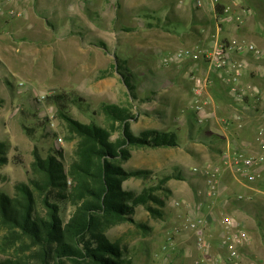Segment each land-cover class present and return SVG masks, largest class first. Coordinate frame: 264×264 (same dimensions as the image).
<instances>
[{
    "label": "rangeland",
    "instance_id": "obj_1",
    "mask_svg": "<svg viewBox=\"0 0 264 264\" xmlns=\"http://www.w3.org/2000/svg\"><path fill=\"white\" fill-rule=\"evenodd\" d=\"M8 1L3 0L4 4ZM161 3L170 6L167 16L175 21L169 25L163 23L169 21L166 16L161 18ZM186 3L184 0H24L14 5L10 18L0 21V142L7 148V161L0 166L1 191L13 195L17 182L28 181L34 151L45 156L62 148L67 160L74 157L76 140H66L65 125L56 116L47 96L62 91L80 96L81 105H71L69 111L85 123L102 122L99 107L103 102H129L119 73L100 77L101 72H110L115 64L128 68L138 96L146 98L136 101L133 108L139 116L132 123L133 130L172 129L177 133V147L134 149L130 159L123 162L131 172L146 169L151 175H176L167 182L169 191L165 196L164 191L155 192L163 195L165 201L160 214L139 206L133 215L134 222L124 220L107 231L112 239L128 244L134 254L133 264H171L166 254L172 253L175 244H168L167 236L172 241L182 235L196 241L187 219L192 208L189 203L201 210L220 207L216 197L204 193V177L192 171L193 166L202 171L205 163L216 162L223 148L222 136L207 137L203 131L206 123H196L198 115L192 107L195 96L190 74L199 75L197 64L204 62L184 59L165 63L163 58L183 47L204 50L216 41L228 45L233 33L245 36L256 22L253 16L256 14L251 10V16L245 11L244 18L232 17L236 6L240 10L250 9L249 5L264 8V0L239 3L211 0L203 7H195L192 0ZM177 5L181 7L173 9ZM198 8L208 11H193ZM262 13L257 14L261 20L254 25L262 38L255 39L260 45L264 43ZM199 18L204 20L201 26L194 24ZM256 45L259 47L257 42ZM217 91L220 101L231 104L232 98L225 87ZM228 104L221 106L222 117L231 113V110L226 112L230 109ZM215 125L221 130V123ZM189 131L203 140H189ZM231 139L225 138V143ZM150 174L132 176L125 184L138 190L151 184ZM192 179H197L193 181L195 185ZM222 217L226 234L225 218L229 215L225 211ZM246 218L240 219L244 220L253 242L249 248H238L239 263L264 264L261 245L264 237H260V230L258 235L252 232L249 224L253 220ZM164 244L168 245L165 252ZM4 257L5 253L0 250V259ZM219 264L234 263L226 259Z\"/></svg>",
    "mask_w": 264,
    "mask_h": 264
},
{
    "label": "trees",
    "instance_id": "obj_2",
    "mask_svg": "<svg viewBox=\"0 0 264 264\" xmlns=\"http://www.w3.org/2000/svg\"><path fill=\"white\" fill-rule=\"evenodd\" d=\"M112 66L100 77L119 73L129 102L101 103V123L72 116L69 107L80 106V96L64 91L47 96L65 125L66 140H76L74 157L67 160L62 148L45 156L34 151L28 181L17 182L13 195L0 190V250L5 253L0 264H133L128 244L112 239L107 231L121 221L134 222L139 206L160 214L165 201L155 192L164 191L165 196V182L173 175H151L146 169L131 172L123 162L134 149L176 147L179 140L172 129L133 130L132 123L139 119L133 108L146 98L138 96L128 68ZM6 149L0 142V166L7 161ZM149 174L151 184L138 190L125 184L132 176ZM249 207L264 215V202ZM257 224L264 237V220L257 218Z\"/></svg>",
    "mask_w": 264,
    "mask_h": 264
},
{
    "label": "crops",
    "instance_id": "obj_3",
    "mask_svg": "<svg viewBox=\"0 0 264 264\" xmlns=\"http://www.w3.org/2000/svg\"><path fill=\"white\" fill-rule=\"evenodd\" d=\"M23 1L24 0H9L7 3H5V12L2 14L0 13V21H3L4 17H6L7 19L10 18L11 17L10 14L14 12V7H15L14 5H18ZM179 1L183 2V0H179ZM189 1L190 0H184L185 5L187 4L186 2ZM237 1L239 3L241 0H237ZM161 6H162L160 7L162 8L161 16L163 15L161 18H163L164 16L167 17V13L169 12V9L167 8L170 6L165 3H161ZM178 7L181 6L178 5L174 6L173 9H178ZM248 7L250 9L246 10V8H241L240 10V8L236 6L237 9L234 10V14L232 15V17H237L238 19L244 18L243 14L244 13L246 14L245 11L249 12L251 10L256 14L253 15L254 18H256V22L260 21L261 19L259 16L257 17V14H259V12L260 13L263 12L262 14H264V8L260 6L252 7L251 5H249ZM193 11L204 13L205 11H208V9L198 8V10L194 9ZM135 13L137 15H140L138 14V12ZM249 15L250 16L252 15L251 12H249ZM159 17L160 16H157L156 20H159ZM164 22L165 24L169 25V22L172 23L174 21L165 20L163 21V23ZM144 23L147 22H141L139 24H144ZM195 23L201 26L202 24H204V20H201L199 18V20L197 19V21H194V24ZM254 25L253 28L250 29V32L245 33V36L244 35L241 36L239 33L236 32L231 35V40H230V41L239 40V41H246L249 43H253L260 50L259 54H255L251 50H242L240 52H232L230 54L231 62L235 63L236 65H241L242 67L243 70V77L241 79L242 86L245 88H251L255 86L259 89L258 98L254 102L255 107L253 106L252 109L244 113L245 114L244 120L242 121L241 124L235 123L234 125H231L230 123L225 124L222 122V118H223L222 115L224 113L220 114L222 111L221 109H223L221 108V106L223 107V105L229 103L228 106L230 109H228V111L226 112H229L231 110L230 112L232 113L236 109H239L241 105L240 103L234 101L233 99L231 104L228 101L225 102L222 99H221L222 101L218 99L219 93L217 90L219 88L222 89L225 87L227 94L230 95L225 80V77L227 76L225 71H220L218 69L210 68L203 61L204 62L203 64L200 63L197 64V71H198L197 74L199 75L190 74L191 78L193 79V89L196 86V81H195L196 78L200 79L201 81H204L205 78H208L209 81L208 87L205 89V91L202 93L201 96L207 102L204 104L203 111L199 112V114L204 116L203 122L206 123V127L205 130L203 131L206 133L207 137L216 138L217 137L216 135L222 136L221 139L223 140L222 141L223 148L220 150L219 157L223 152L226 151L228 145H230L231 147L237 146L240 148H245L248 151H250V153L257 154L260 152V143L261 141L264 140V116L262 115V111L264 109V43L260 45V43H258V41L255 40L258 38L259 39L262 38L260 35L257 34ZM238 26L239 25H237V27ZM256 42L257 44H259V47L256 45ZM193 94H194V90H193ZM215 123L217 124L221 123V130H219L216 127ZM188 136H189L188 139L192 141L194 139L203 140L194 136L191 133V131L188 132ZM229 137H231L232 139L225 143V138H229ZM160 148H166V147H160ZM167 148H174V147H167ZM223 172L221 174V179L219 181L215 194L209 196L212 198L213 197L217 198L215 200H217L218 204L220 205L219 208L215 206L217 208H211L209 210L208 209L201 210V209H197L194 203H189L192 208L190 207L191 209L187 219H189L190 221L201 220V222L198 225V228L192 229L194 230V232L192 231L193 236L195 237L196 241L199 236L202 237L203 240L205 241V247L203 249L197 248L196 241L184 237V235L180 236V238H178L177 240L173 239L172 241L171 239L167 241V243L168 244L173 243L176 245L173 246V251L171 254L168 253L166 254V258L167 255H169L171 264H189V263L192 264V262H201L202 264H219L222 261H226L228 257H227L226 249L224 248L222 243V239L225 234L222 214H225V211L229 216L235 218L246 232V240L242 248L245 247L249 248L253 241L250 240V236L247 232V229L246 227H244L245 226L244 220L240 219L241 216L243 218L246 217L251 218L253 222L249 224V228L250 229L252 228L251 230L252 232H254V234L255 233L257 235L259 234V227L257 226L258 225L257 218L259 219L262 218L264 220V215H262L261 217L258 216L257 210L254 211V209H251L249 207V204H254L255 206L256 203L258 202H264V196H263L264 188L260 187L258 184L255 183L251 184L245 182L244 180H242L240 176H236L233 172L229 170L228 171L225 170ZM171 178L172 177H170L165 182V186L167 185V182ZM190 181H192V184L195 185L193 181H197V179H192ZM204 189L205 186L203 190ZM238 193H244L241 194L243 196L241 199L238 198V196L240 195V194L238 195ZM236 194L238 195L237 197ZM192 198H190V200ZM244 204H246V208L244 207ZM259 235L260 237L263 238L261 234ZM166 238H168V236ZM261 245H263V248L262 247L261 248L264 249V242ZM167 247H168L167 244L162 245L163 252L166 251Z\"/></svg>",
    "mask_w": 264,
    "mask_h": 264
},
{
    "label": "built area",
    "instance_id": "obj_4",
    "mask_svg": "<svg viewBox=\"0 0 264 264\" xmlns=\"http://www.w3.org/2000/svg\"><path fill=\"white\" fill-rule=\"evenodd\" d=\"M85 1V0H82ZM195 7H203L208 1L211 0H192ZM5 9L3 0H0V13ZM242 50H251L255 54H259L260 50L253 43L246 41L232 40L228 45L216 41L215 44L208 49H192L188 47L179 48L172 54L163 58L165 63H173L184 59L190 60H203L210 68L225 71L227 76L225 77L229 94L234 101L241 104V109H236L231 117L225 116L222 118V122L225 124L234 121L237 124H241L244 120L245 110H250L254 106V102L258 98L259 89L255 86L251 88H245L242 86L241 79L243 77V70L241 65H236L231 62L230 54L232 52H240ZM194 78V77H193ZM196 86L194 87L195 97L192 105L193 110L198 114L196 118L197 124H202L204 118L199 114L203 111L204 104L207 102L203 99L202 93L208 87V78L204 81L196 78ZM202 82V83H201ZM44 96H41L43 98ZM255 107V106H254ZM264 116V109L262 111ZM201 171L198 166H193L192 171L199 173L204 177V193L207 196H212L217 190V186L221 179V174L225 170L233 172L236 176H240L242 180L247 183L261 184L264 182V140L260 143V152L257 154L250 153L245 148L237 146H230L226 148L218 161L214 163H205ZM239 199L243 196L239 195ZM179 205V202H176ZM201 220H191L189 225L192 229L198 228ZM225 227L227 233L223 236L222 243L227 251V257L234 264L239 263L238 248L242 247L246 240V232L244 228L238 223V221L229 216L225 218ZM168 240H171V236H168ZM196 246L199 249L205 247V241L202 237H198Z\"/></svg>",
    "mask_w": 264,
    "mask_h": 264
}]
</instances>
